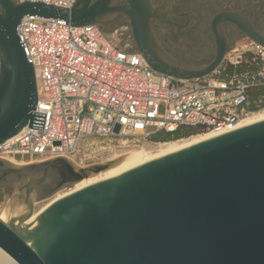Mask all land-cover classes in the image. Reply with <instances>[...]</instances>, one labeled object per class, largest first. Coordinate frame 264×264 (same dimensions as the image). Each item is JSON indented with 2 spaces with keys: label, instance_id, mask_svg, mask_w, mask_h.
<instances>
[{
  "label": "water",
  "instance_id": "water-1",
  "mask_svg": "<svg viewBox=\"0 0 264 264\" xmlns=\"http://www.w3.org/2000/svg\"><path fill=\"white\" fill-rule=\"evenodd\" d=\"M75 0L70 9L40 2L0 0V145L32 125L36 80L17 34L24 16L99 25L116 11L132 23L137 49L156 72L202 78L220 65L225 45L216 27L231 22L264 47V36L241 16L212 20L216 46L200 67L173 65L142 37L145 0ZM144 28H146V21ZM109 164L76 168L59 157L15 167L0 159V190L23 195L25 212L0 219V249L16 264H264V121L230 131L152 160L67 195L29 226L33 193L43 198L97 174ZM5 255L0 264H15Z\"/></svg>",
  "mask_w": 264,
  "mask_h": 264
},
{
  "label": "built area",
  "instance_id": "built-area-1",
  "mask_svg": "<svg viewBox=\"0 0 264 264\" xmlns=\"http://www.w3.org/2000/svg\"><path fill=\"white\" fill-rule=\"evenodd\" d=\"M14 1L70 9L75 0ZM17 34L34 70L37 100L32 125L0 145L1 160L68 159L86 138L150 139L180 127L208 132L232 127L252 108H264V96L252 95L264 87V47L251 40L245 49L225 53L208 76L179 79L114 45L109 36L119 38L97 25L28 15Z\"/></svg>",
  "mask_w": 264,
  "mask_h": 264
},
{
  "label": "flooded vegetation",
  "instance_id": "flooded-vegetation-1",
  "mask_svg": "<svg viewBox=\"0 0 264 264\" xmlns=\"http://www.w3.org/2000/svg\"><path fill=\"white\" fill-rule=\"evenodd\" d=\"M149 14L141 17L142 37L155 43L165 58L173 65L200 67L206 65L215 55L216 46L211 24L214 17L223 12H231L248 21L264 36L260 29L264 13V0H258L250 8V0H145ZM118 8H129L126 0H116ZM257 13V19L254 13ZM258 20V21H256ZM146 21V28H144ZM108 35L113 33L119 39H127L130 51L137 49L132 31V23L123 11H116L98 25ZM220 40L225 45V53L231 44L246 37L231 22H220L216 27ZM225 55V54H224Z\"/></svg>",
  "mask_w": 264,
  "mask_h": 264
},
{
  "label": "rangeland",
  "instance_id": "rangeland-1",
  "mask_svg": "<svg viewBox=\"0 0 264 264\" xmlns=\"http://www.w3.org/2000/svg\"><path fill=\"white\" fill-rule=\"evenodd\" d=\"M258 0H250L249 5L250 8H256L257 6H253V4L257 3ZM264 8V6L260 7ZM255 17L257 19V13L255 12ZM258 21V20H256ZM261 21H264V13L261 16ZM259 28H264V22L260 23ZM114 34V33H113ZM109 39L111 42L116 46H122V48L130 50V45L127 41V39H112V37L109 36ZM248 38L245 39H239L234 41L231 46L227 49L226 55H232L233 52H231L232 49L238 48L241 50V48L245 49V45L248 42ZM225 55V56H226ZM246 59H243V63H245ZM244 69V66H240ZM262 109V110H261ZM260 110L263 111L264 108H261ZM162 111V108L160 109ZM260 112V111H259ZM204 132H199L197 134H201ZM206 133V132H205ZM192 135V136H194ZM191 137V136H189ZM189 137H182L176 140L180 139H187ZM168 141H175V140H166V141H150L149 139H141L137 137H122L117 140H110V139H103V138H86L82 140L79 144L78 151L76 154L71 157V163L76 168H87L94 165H105L109 164L111 162H115L122 157L127 156V153L129 151L139 150L141 148H149L153 147L158 143L168 142ZM17 162L21 164H34L38 162H29L28 160H20L15 159ZM6 162V161H5ZM8 163V162H6ZM90 176V175H89ZM73 186V185H72ZM72 186H64L59 188L58 190L54 191L53 193L43 197L38 198L37 194L33 193V214L38 213L41 208H43L49 201H51L56 196L65 193L68 189H70ZM4 191L0 190V217H3V219L6 218L5 215L10 213L11 215H17L21 214L25 211V205L23 203V195H20L19 198L15 197L10 201V197L13 196L15 190L14 189H3Z\"/></svg>",
  "mask_w": 264,
  "mask_h": 264
},
{
  "label": "bare ground",
  "instance_id": "bare-ground-1",
  "mask_svg": "<svg viewBox=\"0 0 264 264\" xmlns=\"http://www.w3.org/2000/svg\"><path fill=\"white\" fill-rule=\"evenodd\" d=\"M261 110H258V111H255V112L248 114L247 116L243 117L236 125H234L232 127L220 128L218 130H212V131H208L206 133L204 132L201 134H197V135L191 136L187 139H180V140H175V141L158 143L153 147L141 148L139 150L129 151L127 153V156L122 157L121 159H119L115 162H111L107 169L100 171L97 174H91L87 178L73 184V186L70 189H68L65 193L60 194V195L56 196L55 198H53L43 208H41V210L38 213L33 214L28 220H26L22 224V227H29L47 207H49L51 204H53L57 200L65 197L67 195H70L74 192H77V191H79L85 187H88L90 185H94V184L102 182V181L109 180V179H111L117 175L123 174V173H125V172H127L133 168H136L138 166H141L147 162H150L152 160H156V159L162 158L164 156L173 154L175 152H178L180 150H183L185 148H188L192 145H195V144L200 143L202 141L208 140L210 138L216 137L218 135H221V134H224V133H227L230 131H234V130L239 129V128H243L246 126H250V125L262 122V121H264V110L263 111H261ZM70 159L71 158H68L69 161L72 160V159L71 160ZM4 161L8 162L10 165L15 166V167L27 165V164H21L11 157H5ZM21 214L11 215L10 213H8L7 215H5L6 216L5 219H3V217H0V219L4 222H8L9 219L17 217ZM4 255L13 261V259H11V257H9L3 250L0 249V257L4 256Z\"/></svg>",
  "mask_w": 264,
  "mask_h": 264
},
{
  "label": "trees",
  "instance_id": "trees-1",
  "mask_svg": "<svg viewBox=\"0 0 264 264\" xmlns=\"http://www.w3.org/2000/svg\"><path fill=\"white\" fill-rule=\"evenodd\" d=\"M243 68L239 67L237 68V72L242 71ZM232 69H229V72H232ZM253 97H257L258 95H263L264 96V87L259 88L258 90L254 91L252 93ZM252 111H257V109L252 108ZM200 131L197 130L196 128L193 127H180L178 128L176 131H174L173 133H156L155 135L150 137V141H166V140H176L182 137H189L192 136L196 133H199Z\"/></svg>",
  "mask_w": 264,
  "mask_h": 264
}]
</instances>
